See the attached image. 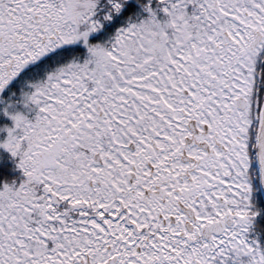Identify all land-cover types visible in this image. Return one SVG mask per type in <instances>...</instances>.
Returning <instances> with one entry per match:
<instances>
[{"label": "snow or ice", "instance_id": "obj_1", "mask_svg": "<svg viewBox=\"0 0 264 264\" xmlns=\"http://www.w3.org/2000/svg\"><path fill=\"white\" fill-rule=\"evenodd\" d=\"M0 264H264V0H0Z\"/></svg>", "mask_w": 264, "mask_h": 264}]
</instances>
